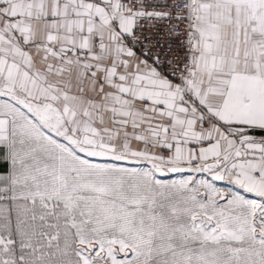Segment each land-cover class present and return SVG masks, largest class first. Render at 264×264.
<instances>
[{"label":"snow or ice","instance_id":"obj_1","mask_svg":"<svg viewBox=\"0 0 264 264\" xmlns=\"http://www.w3.org/2000/svg\"><path fill=\"white\" fill-rule=\"evenodd\" d=\"M0 264H264V0H0Z\"/></svg>","mask_w":264,"mask_h":264}]
</instances>
